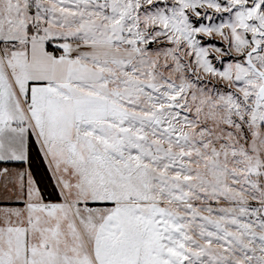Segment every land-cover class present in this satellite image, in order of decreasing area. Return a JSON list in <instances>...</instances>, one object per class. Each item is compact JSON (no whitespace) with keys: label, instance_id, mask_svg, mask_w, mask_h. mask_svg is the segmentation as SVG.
I'll list each match as a JSON object with an SVG mask.
<instances>
[{"label":"snow or ice","instance_id":"6c2138e0","mask_svg":"<svg viewBox=\"0 0 264 264\" xmlns=\"http://www.w3.org/2000/svg\"><path fill=\"white\" fill-rule=\"evenodd\" d=\"M0 264H264V0H0Z\"/></svg>","mask_w":264,"mask_h":264}]
</instances>
